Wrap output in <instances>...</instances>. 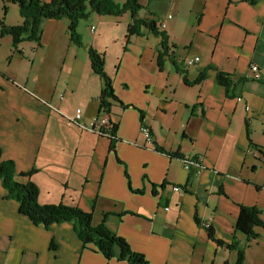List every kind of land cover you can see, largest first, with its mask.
<instances>
[{
  "label": "crops",
  "instance_id": "obj_1",
  "mask_svg": "<svg viewBox=\"0 0 264 264\" xmlns=\"http://www.w3.org/2000/svg\"><path fill=\"white\" fill-rule=\"evenodd\" d=\"M167 1L169 13L154 17L166 23L177 65L191 81L203 68L215 67L201 83L185 84L168 58L159 68L160 36L146 28L129 37L126 31L115 41L104 33L102 16L91 13L78 32L104 54L117 97L134 106L117 103L110 111L118 124L115 151L108 136L81 134L72 122L79 106L85 124L99 111L103 80L90 62L70 65L77 80L44 76L33 87L14 88L22 93V108L0 117L2 155L16 162L18 172L36 169L31 179L40 203L53 197L81 207L94 225L126 238L152 264H236L230 245L245 248L246 264H264V229L257 227L253 239L235 229L239 205L257 207L264 220V152L254 146L264 147V0ZM151 2L140 16L150 15ZM185 12L191 22L181 20ZM65 19L45 20V43L53 32L50 21ZM190 57L200 58L194 69L184 62ZM251 65L260 68L261 80L251 77ZM216 68L234 80L229 92L219 84ZM61 89L64 96L57 94ZM143 123L150 126L152 145L145 143ZM156 144L180 156H202L199 174ZM174 185L188 189L174 192ZM5 195L0 180V264H127L84 243L73 222L37 226ZM203 223L213 227L214 238Z\"/></svg>",
  "mask_w": 264,
  "mask_h": 264
},
{
  "label": "trees",
  "instance_id": "obj_2",
  "mask_svg": "<svg viewBox=\"0 0 264 264\" xmlns=\"http://www.w3.org/2000/svg\"><path fill=\"white\" fill-rule=\"evenodd\" d=\"M4 11H7V4H17L19 13L23 17V23L16 26L6 24L4 18L0 17V39L6 35L12 38V46L15 51L23 53L19 50V45L23 41H34L41 46V35L43 34V24L47 19H67L68 33L70 34L71 42L77 46H83L84 42L81 34L78 32V26L81 20L88 19L91 13H97L102 16L113 15L122 16L126 13L131 14V21L128 24V36L142 35L143 29L147 28L155 35L160 36V50L157 55L159 68L164 66L165 59H170L176 65V70L183 75L185 84L196 85L201 83L207 77V71L215 67L209 65L203 68L198 76L191 81L187 76V71L180 69L176 61L173 59V49L170 47L168 38L169 34L158 27V19L154 17V13L150 12V17L140 16V12L147 6L140 3L139 0H125L123 3L117 0H2ZM7 3V4H6ZM88 51V58L91 62L92 70L99 74L103 80V88L99 99V111L103 108L110 113L113 104H120L123 107H134L126 104L120 100L115 94L113 87V79L105 72V56L98 52L94 47L90 46ZM217 70V80L221 86L225 87L229 92L232 89L234 80L229 73H224L220 69ZM247 78H240L239 82L246 81ZM142 115V112H141ZM117 127L118 124L111 122L110 135L108 137L112 140L110 148L115 151V142L117 141ZM258 152L263 153L264 147L256 146ZM155 148L162 153L170 156L179 157V153H174L165 148L155 145ZM3 150L0 146V180L2 186L6 191V199H12L19 203L20 212L28 217L37 226L50 227L53 224L61 222H73L75 232L78 237L84 242H93L96 249L104 254L107 258H117L119 260H126L127 264H152L145 254L141 251L134 250L126 238L116 235L111 232L105 225H94L92 223V214L84 211L79 206H67L62 202L57 204H41L39 202V188L37 183L31 179L35 168L28 172H18L16 162L13 159L3 157ZM132 190L131 183L129 182ZM157 188L156 185H154ZM166 184L163 183L159 188L163 189ZM136 192H142L141 189ZM155 193L156 191L153 190ZM198 221V220H197ZM201 223L200 221H198ZM257 227L264 229V220L261 217V211L254 206L239 205L238 218L235 221V229L239 232L247 234L249 239L256 238L259 233L256 231ZM209 237L214 238V229L211 225L206 228ZM217 241V239H215ZM222 243V241H217ZM53 247V246H51ZM236 250V264L245 263V248L239 246H232ZM225 264H228L226 262Z\"/></svg>",
  "mask_w": 264,
  "mask_h": 264
},
{
  "label": "rangeland",
  "instance_id": "obj_3",
  "mask_svg": "<svg viewBox=\"0 0 264 264\" xmlns=\"http://www.w3.org/2000/svg\"><path fill=\"white\" fill-rule=\"evenodd\" d=\"M139 1L143 5H147L149 3V0ZM152 1L154 2H151V6L148 7L152 13H156V15H160V12H162V15L164 13H169L167 0ZM117 2L123 3L125 0H117ZM2 3L3 1L0 0V17L4 18L5 23L10 24L11 26L22 24L23 17H21L19 13L17 4H12L11 2L8 4L6 3L7 11L5 12ZM96 15L102 16L99 14ZM148 17H150V15ZM182 17L183 18L181 20L183 22L190 19L188 12H185L184 16ZM100 21L104 27V33L112 35L111 38H114L115 41H117L121 36L126 35L128 24L131 21V15L129 12L118 17L107 15L102 16ZM50 22H52L51 28L53 32L50 34L51 36L48 40V43L44 42L43 34L45 27L43 24L41 46H39L37 42L34 41H23L18 48L19 50L23 49V53L13 49L12 38L10 35H6L0 39V86L4 89L0 90V117H5L9 110L22 108V93L21 91L14 89L18 88L20 83L22 85H27V87H33L38 84L36 79L38 77L42 79L44 76L50 78L53 81H74L77 80L80 75H78L76 72L70 71V68L72 67L70 65H79L82 67L90 65L87 51L89 49V42L87 43L83 40L84 45L82 47H79L75 43L71 42L69 36L66 33L68 27L65 24L67 23L66 19L62 22ZM189 22H191V19ZM93 24L99 26L97 22H94ZM48 32L49 29L47 26L46 33ZM108 43H112L111 40H108ZM116 51H118V46H116ZM194 68L196 67H191V69ZM57 94H63V96L65 95L63 89H61V91ZM60 200L61 199L55 201V199L51 197V204L57 203ZM44 204H46V202Z\"/></svg>",
  "mask_w": 264,
  "mask_h": 264
},
{
  "label": "built area",
  "instance_id": "obj_4",
  "mask_svg": "<svg viewBox=\"0 0 264 264\" xmlns=\"http://www.w3.org/2000/svg\"><path fill=\"white\" fill-rule=\"evenodd\" d=\"M172 15H168V18H171ZM158 27L162 30L166 28V23L165 21H160L157 23ZM95 27H91V31H94ZM200 60L199 57H194L191 59L190 58H185L184 62L187 66H193L195 63H197ZM251 77L255 80H261L262 79V73L260 72V68L257 65H251ZM249 108V107H248ZM83 111L84 108L82 106L77 107V109L74 112V116L72 118V122L79 125L80 132L81 134H84L85 131H91L93 133H97L101 136H108L110 135V126L112 121V117L110 116V113L106 111L104 108L103 110L97 114V116L89 123L85 124L83 121ZM141 132L144 135V138L146 140V145H152L155 142L154 136L152 135L150 126L146 124H142L141 127ZM203 157L198 156V157H189L185 156L182 160L184 168L187 169L188 171H191L193 167L198 168L195 172L196 174H199L201 170V162H202ZM188 187L187 186H182V185H174L173 186V191L174 192H179V193H185L187 191ZM167 210L169 207L166 208ZM202 226L204 228H208L209 224L208 223H203Z\"/></svg>",
  "mask_w": 264,
  "mask_h": 264
}]
</instances>
